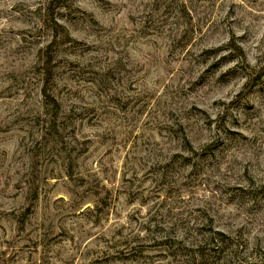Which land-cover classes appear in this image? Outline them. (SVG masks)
I'll return each mask as SVG.
<instances>
[{
	"label": "rangeland",
	"instance_id": "374dc122",
	"mask_svg": "<svg viewBox=\"0 0 264 264\" xmlns=\"http://www.w3.org/2000/svg\"><path fill=\"white\" fill-rule=\"evenodd\" d=\"M0 264H264V0H0Z\"/></svg>",
	"mask_w": 264,
	"mask_h": 264
}]
</instances>
